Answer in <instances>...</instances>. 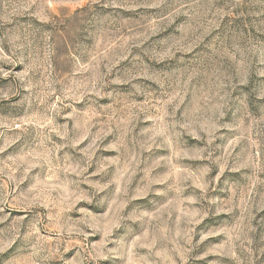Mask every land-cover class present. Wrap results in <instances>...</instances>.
<instances>
[{
  "label": "rangeland",
  "instance_id": "rangeland-1",
  "mask_svg": "<svg viewBox=\"0 0 264 264\" xmlns=\"http://www.w3.org/2000/svg\"><path fill=\"white\" fill-rule=\"evenodd\" d=\"M0 264H264V0H0Z\"/></svg>",
  "mask_w": 264,
  "mask_h": 264
}]
</instances>
